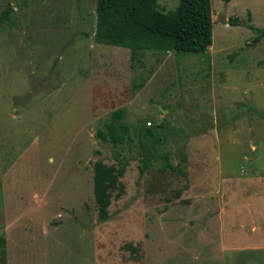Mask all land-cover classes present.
<instances>
[{"label": "rangeland", "instance_id": "obj_1", "mask_svg": "<svg viewBox=\"0 0 264 264\" xmlns=\"http://www.w3.org/2000/svg\"><path fill=\"white\" fill-rule=\"evenodd\" d=\"M210 2L205 52L137 63L95 0H0V264H264V0ZM144 127L172 169L139 176Z\"/></svg>", "mask_w": 264, "mask_h": 264}, {"label": "trees", "instance_id": "obj_2", "mask_svg": "<svg viewBox=\"0 0 264 264\" xmlns=\"http://www.w3.org/2000/svg\"><path fill=\"white\" fill-rule=\"evenodd\" d=\"M173 10L161 13L156 0H95L101 13L100 20L109 18L103 30L93 34L97 44L116 46L128 50L130 61L140 63L141 56L149 51L155 59L168 52H205L211 45V2L210 0H176ZM12 8L0 11V25L9 19ZM252 29V28H251ZM259 35L264 30L256 29ZM122 108L111 112L109 121L102 130L95 132L96 138L111 146V158L117 170L123 172L128 161L121 151L129 145V127L121 119ZM137 142L147 154L138 160V173L142 176L151 161L162 158L161 169H172L166 162V154L159 153L162 139L156 128L139 129Z\"/></svg>", "mask_w": 264, "mask_h": 264}]
</instances>
